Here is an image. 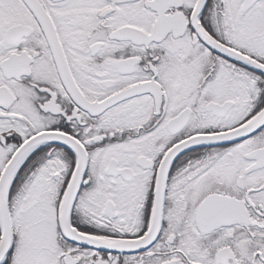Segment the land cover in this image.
Returning <instances> with one entry per match:
<instances>
[{
  "label": "snow or ice",
  "instance_id": "6c2138e0",
  "mask_svg": "<svg viewBox=\"0 0 264 264\" xmlns=\"http://www.w3.org/2000/svg\"><path fill=\"white\" fill-rule=\"evenodd\" d=\"M0 264H264V0H0Z\"/></svg>",
  "mask_w": 264,
  "mask_h": 264
}]
</instances>
